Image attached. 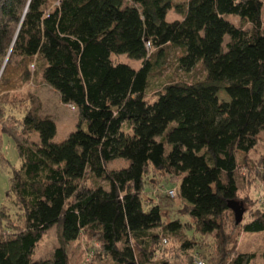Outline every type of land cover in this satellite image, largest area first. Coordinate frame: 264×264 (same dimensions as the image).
Returning a JSON list of instances; mask_svg holds the SVG:
<instances>
[{
	"label": "trees",
	"instance_id": "trees-1",
	"mask_svg": "<svg viewBox=\"0 0 264 264\" xmlns=\"http://www.w3.org/2000/svg\"><path fill=\"white\" fill-rule=\"evenodd\" d=\"M263 6L264 0H0V133L14 139L22 162L11 179L20 218L6 207L0 212V264H74L66 245L83 236L92 244L85 264H250L255 255L237 248L238 237L264 232V206L255 199L237 223L230 203L244 202L240 158L246 161L264 133ZM170 10L180 19L168 21ZM229 14L243 24H230L225 43ZM172 48L181 51L180 70L200 66L205 78L167 83L149 100L152 59ZM121 54L142 66L119 61ZM31 64L79 111L78 129L62 142L53 141L57 124L41 114L40 98L20 93L34 77ZM220 92L229 97L227 113L217 105ZM119 158L128 165L110 168ZM260 165L264 192V160ZM155 174L179 182L188 228L166 220L159 202L145 201ZM54 227L61 246L34 261ZM184 228L203 241L185 236L170 247L169 235L182 236Z\"/></svg>",
	"mask_w": 264,
	"mask_h": 264
},
{
	"label": "rangeland",
	"instance_id": "rangeland-1",
	"mask_svg": "<svg viewBox=\"0 0 264 264\" xmlns=\"http://www.w3.org/2000/svg\"><path fill=\"white\" fill-rule=\"evenodd\" d=\"M176 2H183L184 0H175ZM227 21L224 23L223 33L225 43L229 38V30L231 25H242V21L239 17L229 14L224 16ZM180 19V16L176 14L174 10H170L167 16L168 21H174ZM262 21L264 25V6L262 9ZM231 24V25H230ZM181 54L180 49H170L165 58H162L159 62L156 59H152L155 63L154 68L151 72L149 79V89L147 98L155 101L158 99L156 96L157 92L163 88L167 83L171 82H192L196 80H202L205 78V72L198 66L192 72L187 73L180 70L178 67L177 58ZM117 59L123 63H126L133 68H140L142 61L138 59H132L127 54L118 55ZM35 64L30 65V70L34 74L31 81L24 85L23 89L20 90L21 95L26 92L35 93L41 102V114L44 116L52 117L57 124V133L53 139L54 142H62L66 140L69 135L78 129L81 122L80 114L77 109L70 108V105L62 102L60 94L57 90L47 85L42 77V73L39 69L35 72ZM0 70V77L2 74ZM20 95V96H21ZM217 105L221 112L227 113L229 107V97L224 93L220 92L217 96ZM18 115V113H15ZM86 128V124H84ZM128 123L125 122L123 130H128ZM33 138L39 139L38 133L33 134ZM0 153L4 155L5 159L0 158V212L3 207H6L13 218H20L19 209L15 205V195L11 191L13 173L15 169H20L21 158L17 149L16 143L13 138L3 135L0 133ZM264 133L261 134L259 144L255 150L248 154L246 161H242L240 158L239 166V180H240V199L243 202V206L247 210L256 206L254 200L259 199V205L264 206V192L263 189L262 175L263 169L262 164L264 158ZM128 165V161L119 158L110 163V168L125 167ZM155 173V172H154ZM154 180L152 184L146 188V196H144L146 202H159L164 208V215L166 220L179 219L182 223L188 226L192 222V219L183 215L181 200L179 199V182L176 181L175 177H161L160 174L152 175ZM150 180V179H149ZM91 181H88L90 183ZM175 190L176 196L170 195L169 191ZM245 212L244 219L249 215ZM184 228L182 230V236L169 235L170 247L176 246L177 248L181 245V241L186 236L192 239L193 236H198V241H203L200 235H195L194 230H188ZM212 236L206 237L205 242H212ZM87 237L83 236L77 241H73L66 245V250L69 255V259L74 264H85L88 261L89 251L88 248L92 246ZM61 246L59 239V233L56 227L49 230L44 238L39 243L36 251L33 255V260L39 261L46 258H51L56 248ZM175 248V247H173ZM172 248V250H173ZM237 248L244 253L254 254V259L250 264H264V232H245L240 234L238 237ZM237 249V250H238ZM201 255L207 260L206 253L207 249L203 248L200 250ZM208 261V260H207Z\"/></svg>",
	"mask_w": 264,
	"mask_h": 264
},
{
	"label": "water",
	"instance_id": "water-1",
	"mask_svg": "<svg viewBox=\"0 0 264 264\" xmlns=\"http://www.w3.org/2000/svg\"><path fill=\"white\" fill-rule=\"evenodd\" d=\"M230 207L233 209L235 213L236 222L240 223L243 220L244 214L246 212V209L244 208L243 203H237L236 201H233L230 203Z\"/></svg>",
	"mask_w": 264,
	"mask_h": 264
},
{
	"label": "built area",
	"instance_id": "built-area-1",
	"mask_svg": "<svg viewBox=\"0 0 264 264\" xmlns=\"http://www.w3.org/2000/svg\"><path fill=\"white\" fill-rule=\"evenodd\" d=\"M70 108L74 109L73 105H70ZM170 195L172 196H176V191L175 190H171L169 191ZM196 264H208L205 260H203L202 258H198L196 260Z\"/></svg>",
	"mask_w": 264,
	"mask_h": 264
}]
</instances>
